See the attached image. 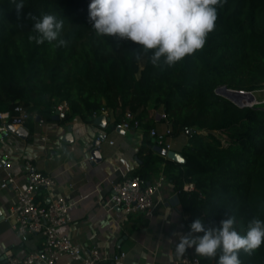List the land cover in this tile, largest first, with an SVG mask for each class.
<instances>
[{"label": "trees", "instance_id": "16d2710c", "mask_svg": "<svg viewBox=\"0 0 264 264\" xmlns=\"http://www.w3.org/2000/svg\"><path fill=\"white\" fill-rule=\"evenodd\" d=\"M89 2L23 0L17 13L16 0H0V110L19 101L32 115L50 120L66 103L60 123L75 117L92 123L106 110L115 128L126 112L140 123L149 103L163 107L172 136L193 129L181 152L185 163L155 153L146 138L132 175L147 183L164 163L162 172L187 217V231L195 218L212 226L233 216L241 235L254 217L264 221V108L238 107L215 92L231 80L250 91L264 85V0H226L217 6L205 45L171 67L153 65L151 50L144 52L136 42L98 35L88 18ZM43 14L63 19V46L29 39L36 35L33 17ZM140 56L145 61L136 77L134 60ZM186 183L193 189L185 190ZM197 256L217 264L219 253ZM239 259L264 264V241L250 253L241 250Z\"/></svg>", "mask_w": 264, "mask_h": 264}, {"label": "crops", "instance_id": "0c3cea01", "mask_svg": "<svg viewBox=\"0 0 264 264\" xmlns=\"http://www.w3.org/2000/svg\"><path fill=\"white\" fill-rule=\"evenodd\" d=\"M152 106V103L147 106V116L140 121L139 127L118 130L110 128L112 117L108 111L99 113L109 118L105 128L78 117L62 124L61 119L54 118L55 111L50 120L34 114L31 129L26 124L24 126L25 135L10 132L0 138V164L4 156L9 155V170L14 183L20 187L25 186L27 174L32 170L57 179L55 188L40 190L35 199L47 203L58 197L73 203L69 211L70 221L61 230L84 253L92 248L107 256L123 251L125 264H181L184 254H198L192 249L183 255L175 252L179 234L187 232L184 225L187 217L179 201L174 200L177 194L173 184L162 172L164 163L158 165L159 172L147 182L153 184L160 176L165 177L153 199L150 215L142 212L126 214L119 207L110 208L105 204L112 192V184L139 168L138 151L144 140L149 139L152 149L156 144L149 130L162 131L166 126L160 118L163 107L153 109ZM68 125H71V138L64 141L62 136ZM97 133L104 135L98 145L101 161L92 163L87 156ZM169 141L171 149L181 153L188 144V134L180 133L170 137ZM4 173L0 167V183ZM12 203L11 187H0V209L4 217L0 221V260L8 254H23L40 247V237L23 242L14 233L6 219ZM56 264H69V261L62 258Z\"/></svg>", "mask_w": 264, "mask_h": 264}, {"label": "clouds", "instance_id": "9594fccd", "mask_svg": "<svg viewBox=\"0 0 264 264\" xmlns=\"http://www.w3.org/2000/svg\"><path fill=\"white\" fill-rule=\"evenodd\" d=\"M226 0H90L88 18L98 35L127 39L151 50L150 62L169 67L200 50L208 34L214 29L217 6ZM17 13L23 0H16ZM32 29L36 33L29 39L37 44L55 41L63 46L60 38L63 19L54 14L33 17ZM168 214H165L167 218ZM264 241V221L253 218L246 233L241 235L235 227V217L226 216L217 224L206 226L204 220L195 218L188 231L179 234L175 252L183 255L189 249L201 257H216L217 264H241V250L250 253Z\"/></svg>", "mask_w": 264, "mask_h": 264}, {"label": "built area", "instance_id": "2783aa9c", "mask_svg": "<svg viewBox=\"0 0 264 264\" xmlns=\"http://www.w3.org/2000/svg\"><path fill=\"white\" fill-rule=\"evenodd\" d=\"M233 90L232 88H229ZM246 95L245 90L237 89ZM253 94V93H252ZM254 99L255 95L253 94ZM256 100L240 99L238 107H254ZM57 116L64 117L67 110L66 103L58 105ZM102 112H107L103 110ZM33 115L19 101H16L11 110H0V138L6 137L10 132L8 126L14 129L24 127ZM160 118L166 126L162 131L155 128L149 130V135L154 138L158 145L171 149L169 141L172 137V127L168 115L163 111ZM140 123L134 114L126 112L124 119L115 128H136ZM104 136V135H103ZM9 155H5L0 167L5 171L0 187H11L13 190V203L9 208L6 219L21 241H28L33 237H40V247L23 254H8L0 260V264H56L60 259L66 258L69 264H125V252L120 251L112 256L101 254L92 248L84 253L79 245L73 243L70 237L61 230V227L70 221L69 211L73 203L64 201L62 198L53 197L47 203L36 201L35 195L40 190H50L56 187L57 179L40 171L32 170L27 174V183L20 187L14 183L10 168ZM89 154L87 160H92ZM164 176H160L153 184L145 183L139 175H126L112 184V192L106 200L110 208L119 207L124 213L142 212L150 215L154 207V197L162 186ZM185 190L193 189L192 183H186ZM181 264H205L197 255L184 254L180 259Z\"/></svg>", "mask_w": 264, "mask_h": 264}, {"label": "water", "instance_id": "95a60500", "mask_svg": "<svg viewBox=\"0 0 264 264\" xmlns=\"http://www.w3.org/2000/svg\"><path fill=\"white\" fill-rule=\"evenodd\" d=\"M215 92L217 94L227 98L228 100H230L234 104H238L240 99L242 98V96L245 98L248 97V99H250V100L254 99V96H253L251 91H246L245 93L247 96H245V95H242L243 93L241 91H239L237 89L230 90L226 85L219 86L217 89H215ZM57 113H58V110H55V114H54L55 119H58ZM108 121H109V118L101 113L94 118L93 123L95 125L101 127V128H105L106 123ZM7 128L9 131H12L16 135H19V136H23L26 133L25 128L22 126L18 127L17 129H14V127L12 125H9ZM117 130H118V128H117ZM192 131H193V129L187 130V134H190ZM2 134L3 133H0V136ZM70 138H71V125H68L67 126V132L64 133V135L62 136V139L64 141H70ZM102 139H103V135L101 133H97L95 138L92 141L93 147L89 151V154L93 158L91 160L92 163L101 161V155L99 152L98 145H99L100 140H102ZM153 150L157 154H159V155H161V156H163L169 160H172L176 163H180V164L185 163V158L183 157V155L181 153H179L177 151H174L172 149H166L165 147L158 145V144H155L153 146ZM174 200L176 202L178 201L176 196L174 197ZM3 218L4 217L2 215V210L0 209V221L3 220Z\"/></svg>", "mask_w": 264, "mask_h": 264}, {"label": "rangeland", "instance_id": "374dc122", "mask_svg": "<svg viewBox=\"0 0 264 264\" xmlns=\"http://www.w3.org/2000/svg\"><path fill=\"white\" fill-rule=\"evenodd\" d=\"M145 58L144 56H140L134 60V66H135V75L136 77L140 76V72L142 71V67L144 64ZM242 85L239 82H236V80H231L230 85L228 88L232 89H241L245 91H250L242 87ZM246 85V84H245ZM251 92L256 96L258 103L254 105V107H262L264 108V85L262 84L260 87L251 90Z\"/></svg>", "mask_w": 264, "mask_h": 264}, {"label": "bare ground", "instance_id": "6f19581e", "mask_svg": "<svg viewBox=\"0 0 264 264\" xmlns=\"http://www.w3.org/2000/svg\"><path fill=\"white\" fill-rule=\"evenodd\" d=\"M241 99H242V100H245L246 98L242 96V98H241ZM253 100H256V101H257V98H256V96H255V99H253ZM263 100H264V99H263Z\"/></svg>", "mask_w": 264, "mask_h": 264}]
</instances>
